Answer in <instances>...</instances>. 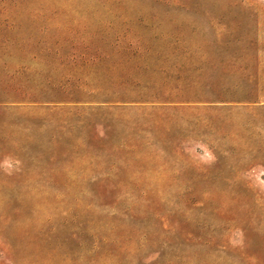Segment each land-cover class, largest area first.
<instances>
[{"label": "rangeland", "instance_id": "374dc122", "mask_svg": "<svg viewBox=\"0 0 264 264\" xmlns=\"http://www.w3.org/2000/svg\"><path fill=\"white\" fill-rule=\"evenodd\" d=\"M0 264H264V0H0Z\"/></svg>", "mask_w": 264, "mask_h": 264}]
</instances>
